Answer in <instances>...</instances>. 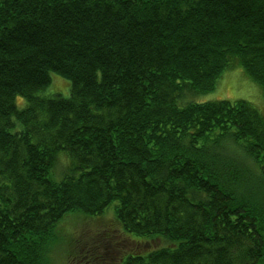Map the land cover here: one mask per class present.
Here are the masks:
<instances>
[{"label":"trees","instance_id":"1","mask_svg":"<svg viewBox=\"0 0 264 264\" xmlns=\"http://www.w3.org/2000/svg\"><path fill=\"white\" fill-rule=\"evenodd\" d=\"M234 64L264 97V0H0V264L110 206L121 264H264V116L192 100Z\"/></svg>","mask_w":264,"mask_h":264},{"label":"rangeland","instance_id":"2","mask_svg":"<svg viewBox=\"0 0 264 264\" xmlns=\"http://www.w3.org/2000/svg\"><path fill=\"white\" fill-rule=\"evenodd\" d=\"M69 90V82L58 74L52 73L51 83L38 94L41 96L58 94L61 97H68ZM192 97V100L196 102L245 100L257 108L264 116L262 90L239 64H234L224 70L217 79L213 90L194 94ZM25 102L23 98L16 97L15 103L18 108L23 107ZM60 163L63 164V158H60ZM61 164H58V170H61ZM107 210L106 214L97 217H87L81 213L68 214L57 227L56 242L48 254V263L88 264L87 262H89L91 264H116V253H119V250L124 247L121 246V241H119L118 226L112 220L114 216L113 207L110 206ZM118 241L119 243H117ZM130 246L128 244V247ZM87 250L91 254L89 258L86 254ZM93 255L94 257H101V260H93Z\"/></svg>","mask_w":264,"mask_h":264},{"label":"flooded vegetation","instance_id":"3","mask_svg":"<svg viewBox=\"0 0 264 264\" xmlns=\"http://www.w3.org/2000/svg\"><path fill=\"white\" fill-rule=\"evenodd\" d=\"M122 263V260L121 261H119V262H116V264H121Z\"/></svg>","mask_w":264,"mask_h":264}]
</instances>
